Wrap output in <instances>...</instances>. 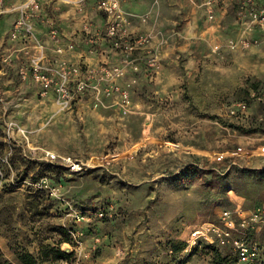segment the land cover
Instances as JSON below:
<instances>
[{
	"label": "rangeland",
	"instance_id": "1",
	"mask_svg": "<svg viewBox=\"0 0 264 264\" xmlns=\"http://www.w3.org/2000/svg\"><path fill=\"white\" fill-rule=\"evenodd\" d=\"M22 1L0 2L3 258L21 264L16 254L26 251L38 264H176L181 254L171 250L193 227L217 223L224 209H261L249 241L261 245L264 264V30L239 19L240 0H211L212 19L209 0H119L120 18L98 0L83 11L40 0L33 37L13 39ZM240 38L248 50L227 47ZM35 56L50 70L77 67L68 104L21 78ZM88 69L112 77L88 81ZM239 101L247 109L232 115ZM46 246L69 256L43 261ZM216 247L194 246L185 264L235 258Z\"/></svg>",
	"mask_w": 264,
	"mask_h": 264
},
{
	"label": "built area",
	"instance_id": "2",
	"mask_svg": "<svg viewBox=\"0 0 264 264\" xmlns=\"http://www.w3.org/2000/svg\"><path fill=\"white\" fill-rule=\"evenodd\" d=\"M10 1L13 0H0L1 3ZM69 1L77 10L83 11L88 0ZM206 6L207 16L212 19L213 6L211 0L206 2ZM97 8L108 16L120 18L119 0H98ZM15 9H18V17L13 24L12 38L18 37L19 34L24 37H33L34 21L39 18L42 9L40 0H23ZM237 15L240 17L239 19H243L250 24L249 29L258 27L264 30V0H240ZM119 25V22L114 21L111 23L108 26L109 34L114 35ZM147 41V37H143L140 43ZM226 45L229 49L245 51L250 47V42L245 38L230 39ZM20 74L22 79H26L29 74L41 86L43 92L54 89L59 99L68 104L71 92L70 84L73 79L78 77L79 70L77 67L68 68L65 64L59 65L56 70H50L45 67L39 56H35L31 60L29 68L22 67L20 69ZM98 76L101 80L106 81H109L112 77L108 70L102 69L99 74L93 69L86 70L85 77L88 81ZM104 92L110 93L109 88H106ZM246 109V103L239 101L232 105L229 111L234 115L238 114V112H244ZM261 216V209H255L246 216L242 211L222 210L217 223H204L193 227L189 231L186 248L180 252L181 258H179V263L176 264H185L191 248L202 242L203 244L215 245L220 248L230 246L238 264H255L260 258L261 245L256 241L250 242L249 234L257 230L260 221H262Z\"/></svg>",
	"mask_w": 264,
	"mask_h": 264
},
{
	"label": "trees",
	"instance_id": "3",
	"mask_svg": "<svg viewBox=\"0 0 264 264\" xmlns=\"http://www.w3.org/2000/svg\"><path fill=\"white\" fill-rule=\"evenodd\" d=\"M249 102H250V100L248 101V103ZM238 128H240V127H238ZM57 231L64 238V242H69V235H68V233H67V231L65 229H63L62 227H58ZM186 244L187 243H185V242H181L177 246L174 245L173 249L171 250L172 255L175 258L179 257L180 256L179 255L180 252L186 248ZM208 248H209V246H208ZM211 248H214V247L212 246ZM216 252H217V250H216ZM43 254H44V257H42L43 261L60 260V259L68 258V256H69L65 251H62L60 248H55V247H51V246H46L45 247V251L43 252ZM16 256H17V259L19 260V262L21 264H38V261H39L38 258H36L35 256H33L32 254H30V253H28L26 251L25 252H23V251L17 252ZM228 256L230 257L229 254L225 255V256H223V255L222 256L221 255L220 256H216L217 257L216 258L217 259L216 260L217 264H235L237 262V259H235L236 257L233 259L231 257L228 258ZM175 258H174V260H175ZM178 259H177V261H178ZM0 264H12V263H9L7 260H5L3 258L1 251H0ZM169 264H174V263L172 262V263H169ZM255 264H260V259Z\"/></svg>",
	"mask_w": 264,
	"mask_h": 264
},
{
	"label": "crops",
	"instance_id": "4",
	"mask_svg": "<svg viewBox=\"0 0 264 264\" xmlns=\"http://www.w3.org/2000/svg\"><path fill=\"white\" fill-rule=\"evenodd\" d=\"M61 26L63 27V31L64 30H66V28L68 27V25L67 24H65L63 21H62V23H61ZM4 29H2V26H1V28H0V47H1V45H3V35H5V33H6V30H5V32H2ZM9 30V29H8ZM37 35H38V37L40 38V39H42V37H43V34L45 33L44 32V30H42V29H38L37 30ZM22 45V44H21Z\"/></svg>",
	"mask_w": 264,
	"mask_h": 264
}]
</instances>
